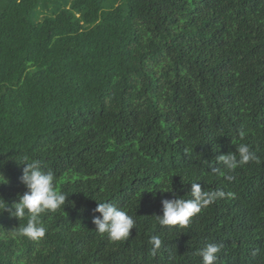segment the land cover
<instances>
[{
  "label": "trees",
  "instance_id": "16d2710c",
  "mask_svg": "<svg viewBox=\"0 0 264 264\" xmlns=\"http://www.w3.org/2000/svg\"><path fill=\"white\" fill-rule=\"evenodd\" d=\"M241 143L260 163L229 182L217 157ZM25 157L68 199L41 215L40 241L0 209V264H202L208 243L223 245L216 264H264V0H0L9 203L26 191ZM192 183L232 195L186 227L159 225L161 201ZM101 202L134 217L126 240L96 230Z\"/></svg>",
  "mask_w": 264,
  "mask_h": 264
},
{
  "label": "clouds",
  "instance_id": "9594fccd",
  "mask_svg": "<svg viewBox=\"0 0 264 264\" xmlns=\"http://www.w3.org/2000/svg\"><path fill=\"white\" fill-rule=\"evenodd\" d=\"M243 137L244 133H240ZM237 154H221L218 161L224 166V178L231 182L235 179L231 173L238 167L250 162L260 163V158L256 152L246 143H241L236 149ZM24 167L20 182L25 186L26 191L22 195L18 194L16 201L9 203L0 197V209L7 212L17 220L27 218L26 224L15 229L14 235L18 238L27 237L32 241L42 240L47 232V228L41 221V215L47 211H56L65 205L68 195L61 191L56 185V175L52 170L45 171L39 159L28 160L24 158ZM0 183H7L5 177L0 175ZM6 181V182H5ZM175 195V194H174ZM232 193H225L222 190L206 191L199 183H192L190 188V198L184 199L175 196L172 199H163L162 215H155L161 226L186 227L191 223V219L201 210L217 198ZM93 224L100 234H107L112 241L126 240L130 235V230L135 228V219L124 208L113 203L101 202L94 209ZM150 243L153 251L159 249L163 243L159 235H153ZM223 245L220 243H208L198 250V255L202 258V264H216L218 254Z\"/></svg>",
  "mask_w": 264,
  "mask_h": 264
}]
</instances>
